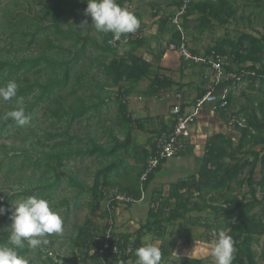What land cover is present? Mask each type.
<instances>
[{
	"label": "trees",
	"instance_id": "obj_1",
	"mask_svg": "<svg viewBox=\"0 0 264 264\" xmlns=\"http://www.w3.org/2000/svg\"><path fill=\"white\" fill-rule=\"evenodd\" d=\"M19 1L14 0L13 2L12 0L17 6H19ZM33 1H37L41 7L40 13L34 17H27L21 13L16 17L14 24L10 23L14 15L9 13V25L2 35L10 32L8 37L10 41L0 40V43H5V47L0 49V53L5 52L0 57V85L6 84L9 80H14L17 83V97L7 103L17 102L19 97H23L22 106L30 115L29 128H32L25 138L14 132L18 130V133H23L25 127L6 118V113L20 105H2L0 100V137L5 134L8 139L15 138L17 141L29 145L24 148H9V152L14 153L11 156L4 154V157L11 162L7 168V178L10 179V176H14L16 172L23 173V167L32 172L31 175L20 176L17 181L12 182L13 187L21 186L24 191L9 197L4 202L5 206L10 208L11 203L19 196L49 199L62 180L72 188L79 190L76 195V198H79L83 186L75 175L67 177L66 162L76 156L104 158L108 161L107 164L96 171L93 185L87 189L92 198L90 217L77 228L76 236L71 240V249L82 255L81 264H85L87 261L103 264L97 255L90 256L89 252L95 250L97 253L101 242L105 240L107 230L111 232L112 241H116L120 247L119 255L107 254L109 263L135 264L134 251L145 244L143 239L146 235L164 241L167 226L179 221L185 223L187 239L190 243L193 228L204 229L206 242H210L214 231L224 230L234 241L232 264H259L254 247L264 237V100L256 98L251 100L250 97L248 98L249 103L245 107L239 111H233L234 95L230 94L228 107L221 108L218 105L217 112L227 128L238 134L237 140L231 135L224 134H215L209 137L205 142L204 155L198 158V169L195 173L187 179L172 183L167 196L163 194V191H155V197H152L151 200L156 206L150 207L147 221L141 225L137 232L116 234L114 231L115 210L121 204L115 201L111 202L105 210H102V204L111 199L109 188L113 183L110 181V177L120 171L124 163L111 158L134 153L136 161L141 164V168L137 171V184L130 188L120 187L118 191L139 199L167 162H161L158 168L148 176L147 181L141 184V176L146 170V162L153 153L150 149L155 148L154 140L159 134L170 131L174 124L173 118L170 116L169 119L172 118V120L169 128L151 130L150 126L154 122L153 117L135 119L129 109L130 98L134 96L135 90L144 80L150 81L144 91L150 97L159 96L176 84L169 77L153 75L151 65L135 54L136 50L142 46V38H129L127 43L120 42L118 45L112 46L110 44L112 33H101L102 43H98L76 30L64 32L61 25L68 16L66 0ZM176 1L180 7L181 0ZM125 2L126 0L117 1L122 8ZM256 2V6H258L262 0H256ZM28 12L32 13L30 8ZM84 13L85 11L82 12V16L86 17ZM195 14L200 15L194 19V23L198 25L197 29L201 35L205 31L212 32L216 28L224 29L223 36L215 40V45L209 47L203 56L208 57L214 52L226 57L229 62L225 72L230 73L232 79L224 80L216 89V93L227 86L238 87L242 83H247L252 90L258 82L264 84V29L259 31L252 26L251 29L248 28L249 30L237 29L232 32L229 26L235 24L238 16V6L234 0L193 2L184 17L183 28L186 32L193 23L188 18ZM252 15L256 14L253 12ZM35 20H38L42 25L45 20L49 25L33 26ZM48 31L59 36L57 38L59 40L64 38V40L72 41L73 45L78 48L71 53L61 45L54 46L52 42L46 40L48 45L40 44V55L17 58L22 49L31 50L32 46L37 45V37ZM171 36L170 43L179 45L181 34L175 30ZM21 42L24 43V47L18 45ZM13 44L17 45L16 49L12 47ZM122 45H125V49L121 54L120 47ZM88 47L97 51V55L91 61L103 73L106 79L104 82L94 81V76L76 71L79 62L86 59L85 52ZM165 49L167 50L166 47ZM13 50L15 56L11 57ZM65 52L72 55V58L64 60L56 58L57 54L61 57ZM193 54L197 56L196 53L193 52ZM184 63L193 64L187 61ZM235 68L237 69L234 70ZM42 75L46 76L43 81L39 79ZM89 85H93L97 92L94 95L90 94V100L86 102L83 96H77L76 93L78 91L84 93ZM205 93L206 91L200 97ZM111 103L116 106L115 123L125 135L124 140L121 141L117 136L115 137L112 130L110 132L112 140L110 147L100 145L90 138V145L86 148H73L72 142L75 137L70 136L71 127L81 123L85 118L91 122ZM161 103L164 104V102ZM168 104L170 105L166 112L171 111L172 107L180 105L175 99L169 101ZM180 106L183 112H189L192 108V105L188 109L185 105ZM42 107H45L46 117L52 120L50 126L54 130L49 133L45 132L42 137H39L37 132L39 129L36 127V111ZM230 111L236 117L233 123L229 117ZM3 115L5 116L3 117ZM57 126H60V129ZM134 131L146 132L150 136L144 145H138L135 150H132V146L137 145L134 144ZM29 139L30 142L27 143ZM56 139L59 141L49 145V142ZM79 142L82 141L79 139ZM190 146L191 144L188 145L187 151L179 156L192 153L193 147ZM19 160H22L23 164L17 165ZM34 174H38V179H34ZM138 183L141 186H138ZM244 186L248 187V192L241 193ZM121 206L130 207L132 204ZM256 210H259V213ZM9 214L4 215V220L9 218ZM202 214H205L206 217L201 216ZM98 216L111 220L112 226L106 224L101 229L95 221L99 218ZM7 237V234L0 237V244L7 243ZM50 245L51 243L44 248L35 249L40 262L44 251L51 250V247H48ZM32 250L25 247L18 251L19 255L24 257ZM160 250L162 252L161 262L166 264H207L203 259L191 257L176 261L172 258L171 249L165 245H162ZM41 263L56 264L49 257Z\"/></svg>",
	"mask_w": 264,
	"mask_h": 264
},
{
	"label": "rangeland",
	"instance_id": "obj_2",
	"mask_svg": "<svg viewBox=\"0 0 264 264\" xmlns=\"http://www.w3.org/2000/svg\"><path fill=\"white\" fill-rule=\"evenodd\" d=\"M14 2V0H13ZM12 0H0V40L5 41L9 40L10 32L2 35V32L6 30L9 25V13L14 15V18L10 20L11 24H14L15 19L18 15H24L27 17H34L40 13V6L37 4V1L33 0H20L19 6L14 5ZM17 2V1H16ZM127 5V4H126ZM238 6V16L248 17L249 14L254 12L256 15L254 16L255 27L258 30L264 29V0L258 6L256 0H237ZM248 6V7H246ZM87 7V3L85 0H66V9L68 11V16L66 17V21L62 23L61 27L64 32L76 30L81 33L83 36L88 37L91 40H94L98 43H102L101 32H97L94 26H91V18L83 17L82 12L85 11ZM29 8L32 13L29 14ZM8 12V14H6ZM130 12L136 13V9L133 7L130 9ZM87 20V24L83 25L82 22ZM38 20L33 22V26H41ZM49 25L47 21L43 20V26ZM232 32L237 29H244L243 24L238 22V24H232L229 26ZM224 34V29H217L215 32V36H221ZM236 34V33H234ZM214 36V34L212 35ZM216 37V39L218 38ZM59 36H56L52 31H48L44 34H41L37 37V45L32 46L31 50L25 51L22 49L17 58H22L23 56H37L41 54L40 44L48 45L47 41L52 42V45H61L64 49L70 50L71 53L75 52L78 47L73 45L72 41H67L62 38V40L57 39ZM210 40V37H209ZM10 41V40H9ZM21 47H24V43L21 42ZM5 47V43H0V49ZM8 47V46H7ZM14 49L17 48V45H12ZM124 46L120 47V52L123 53ZM5 52L0 53V57L4 55ZM59 53V52H58ZM178 53V52H175ZM179 54V53H178ZM97 55V51L92 47H88L85 52L86 59L79 62L76 67V71L87 74L89 76H94V81L104 82L106 79L103 76V73L94 66L91 61L93 57ZM180 55V54H179ZM15 56V51L13 50L11 53V57ZM181 57V56H180ZM59 60L62 59H71L72 55H68L67 52L63 53V56H56ZM167 75V74H166ZM46 76L42 75L39 77L41 81L44 80ZM21 79V78H20ZM32 79V78H31ZM247 83H244L238 88L237 96V109L240 104L246 105L249 102L246 101V97H243L241 93H245L246 96H250L251 100L256 98L257 100H264V84L258 82L254 85V89L250 88ZM71 88V86H70ZM146 84H140L138 88L134 92L135 99L139 95H145L144 91L146 90ZM97 92L96 88L93 85H89L86 87L84 93L78 91L76 93L77 96H83L84 100L88 102L90 99V94L94 95ZM147 95V94H146ZM146 97V96H144ZM165 97V96H164ZM73 97L71 98V100ZM166 99V97H165ZM159 100V99H156ZM24 102H22L23 104ZM138 103V102H136ZM257 103V102H255ZM1 104L7 105H15L17 102L7 103L1 100ZM133 106V104H132ZM46 107V106H45ZM45 107L40 108L36 111V127L38 136L42 137L45 132H53V128L50 126V122L52 121L49 117L45 115ZM5 115H3L4 117ZM116 121V106L114 104L107 105L102 112L98 113L95 118L91 120L82 121L79 124H76L70 129V136L75 137L73 143L74 147L86 148L90 145V138L94 139L98 143H102L104 145L109 144V137L107 132H111L113 130V134L118 136L120 139L124 140L125 135L121 132L119 127L115 123ZM153 124V123H152ZM29 124L25 125L23 133L16 132L20 137L25 138L32 128H29ZM223 127V125H222ZM15 128V127H14ZM60 129V126H57ZM226 128V127H225ZM231 131L230 135L237 140L238 134L232 131L230 128H227ZM227 129L224 131L227 133ZM22 131V130H19ZM134 144L132 146V150H135L138 145H144L149 135L134 131ZM33 139V137H31ZM79 139L82 142H79ZM58 139L49 142V145L54 144ZM30 142V139L27 143ZM24 146L28 147L22 141H17L15 138H6L4 134L3 137H0V205L4 206L6 209L4 202L13 195L20 194L24 190L21 186L13 187L12 182L17 178L23 175H31L32 172L23 167V173L20 171L15 173L14 176H10V179L7 178V168L11 165L10 160L4 157V154L9 156L14 153L9 152V148H24ZM25 147V148H26ZM46 151L48 150L45 149ZM204 152L198 150L196 153H187L184 156H177L170 160H168L162 167L161 172L157 175L156 179L150 184L147 191L145 193V199L138 204H132L130 207L118 206L115 210V233L116 234H133L138 231V229L143 225L148 218V212L151 206H153L154 202H152V197H155V193L157 191H163L165 196L168 195V190L172 183H175L181 179H187L195 171L198 169V158L202 157ZM118 162L122 161L124 166L120 171L115 172L111 177L110 181L113 185L109 188V192L115 193L120 187L130 188L137 184V171L141 168V164L138 163L134 157V153L131 152L129 155H121L117 158H111ZM112 161V160H111ZM107 160L104 158H95V157H80L76 156L72 158L70 161L66 162L67 169L65 173L68 176L76 175L77 179L83 186V191L79 198H76V195L79 193L76 189L72 188L65 181H61L59 187H57L52 193L49 199H46L50 207L54 212H56L63 220V231L61 234H53L48 237L51 250L54 251L60 257V261L57 264H81L80 258L82 257L81 253L78 251H73L71 249V240L75 238L77 228L82 226L87 218L90 217L89 210L91 207V196L88 193L87 189L92 187L93 178L96 171L102 166L107 164ZM23 164L22 160L17 162V165ZM25 166H27L25 164ZM17 176V177H16ZM35 178L38 179V174H34ZM51 181V179L49 178ZM54 180L52 179V182ZM138 186L139 185L138 183ZM156 191V192H155ZM248 192V187L244 186L241 193ZM126 194V193H124ZM22 196H19V198ZM261 198V195H259ZM17 200V199H16ZM156 206V205H155ZM107 208V202L102 204V210ZM259 213V210H256ZM194 215V214H193ZM204 215V216H203ZM100 216V213H99ZM98 216V217H99ZM201 216L206 217L205 214ZM210 217V215H209ZM96 224L102 229L107 224V219L97 218L95 219ZM11 221L9 218L4 220V215L0 216V237L7 234V232L3 231ZM191 243L187 239V230L186 225L183 221H179L177 223H172L167 226L166 236L164 241L158 240L157 238L146 235L143 241L145 243H155L159 248L162 245L169 247L172 251V258L176 261H180L182 258L191 257V258H200L203 259L207 264H212V258L210 256V242L215 238L214 236L210 240V242H206V234L203 228H193L191 232ZM44 248V246H42ZM49 251V250H48ZM254 251L259 264H264V237L259 240V242L255 245ZM36 251L32 250L29 254L24 256L27 260L28 264H43L41 262L45 261L48 258L47 252L44 251L43 258L40 259L36 256ZM85 264H94L92 261H87ZM112 264V263H109ZM161 264H166L161 262Z\"/></svg>",
	"mask_w": 264,
	"mask_h": 264
},
{
	"label": "crops",
	"instance_id": "obj_3",
	"mask_svg": "<svg viewBox=\"0 0 264 264\" xmlns=\"http://www.w3.org/2000/svg\"><path fill=\"white\" fill-rule=\"evenodd\" d=\"M205 1L208 0H196V3H202ZM234 1L237 4V0ZM125 3L134 5L136 9V16L140 21V26L142 27L141 38L143 39V43L142 46L136 50L135 54L142 57L147 63L151 65V71L153 75L169 77L173 79L176 84L169 91L162 92L159 96L150 97L145 94L142 96L139 95L136 99V96H132L130 98L131 102L129 103V109L130 111H132V115L135 119H145L152 116L154 122L150 126L151 130L156 128L158 130L166 127L169 128L168 126L169 124H171V120L173 118L170 111L166 112L170 105L168 104L169 101L175 99L179 102L180 105H185L187 109L191 107V104L197 98H199L204 91L207 92L211 88H213L211 71L209 68L202 65H187L184 63L183 59L178 53L165 49V47L171 42L172 33L176 30L175 26L170 23V17L174 15L176 9L179 6L176 0H126ZM198 16L200 15L195 14L188 18L190 21H193V23L186 34L188 37V44L191 53L193 54L194 52L197 54V57H203L206 50L212 45H215V40L223 35L219 37L215 36V32L218 28H216L212 32L205 31V33L201 35L200 31L197 29L198 25H195L194 23V19H196ZM238 22H241L244 27V29L239 28L240 30H249L248 28L251 29L252 26L255 27L254 15H252V12L248 17L237 16L235 25L238 24ZM213 34L214 36H212ZM216 37L218 38L216 39ZM123 46L125 49V45ZM236 69L237 68H235L234 70ZM141 84H146L148 87L150 81L144 80ZM243 84L244 83L240 84L238 87H236V89L233 90V111H239L242 109V107H245V105L240 104L238 110H236V105L238 102L237 93H239L237 90ZM216 92L217 90H215V93ZM220 93L221 90L218 94ZM177 94L181 95L180 99L174 98V95ZM241 95L247 98L245 101L247 103L250 96L247 97L245 93H241ZM164 96L166 97V99ZM147 102H151L152 104L149 105ZM161 102H164V104L162 105ZM170 116L172 117L171 119H169ZM224 129H227V126L220 118L217 109H215L212 105H207L206 107H204L200 116L198 117V122L194 127L190 146L193 147L192 153H196L198 152V150H202L204 152L206 140L215 134L230 135L231 131L227 129L226 133ZM107 133L109 137V144H99L104 145L105 147H110L112 140L110 132ZM145 134L149 135L146 132ZM114 136L116 137V135ZM120 140L122 141V139ZM75 177L77 178L76 175ZM109 201L107 202V204L109 203Z\"/></svg>",
	"mask_w": 264,
	"mask_h": 264
},
{
	"label": "clouds",
	"instance_id": "obj_4",
	"mask_svg": "<svg viewBox=\"0 0 264 264\" xmlns=\"http://www.w3.org/2000/svg\"><path fill=\"white\" fill-rule=\"evenodd\" d=\"M85 16L91 18V26L97 32L112 33L115 40L121 35L133 33L140 27V21L134 13L122 8L117 0H86ZM87 24V20L82 22ZM142 31V30H141ZM18 85L14 80L0 85V100L5 102L17 97ZM23 97L17 99V108L8 111L6 118H10L19 126L30 123V115L22 106ZM9 214L11 223L3 231L8 233L7 243L0 244V264H28L27 260L19 255V251L42 248L49 244L48 237L61 234L63 231L62 218L52 210L46 199L35 196L20 197L11 203L10 208L0 205V216ZM215 237L210 242V256L212 264H232L234 241L224 230L214 231ZM53 253L50 257L56 264L60 257ZM90 253V252H89ZM90 255V254H89ZM135 264H161L162 252L155 243H145L135 249ZM91 256V255H90ZM80 260V259H79Z\"/></svg>",
	"mask_w": 264,
	"mask_h": 264
},
{
	"label": "built area",
	"instance_id": "obj_5",
	"mask_svg": "<svg viewBox=\"0 0 264 264\" xmlns=\"http://www.w3.org/2000/svg\"><path fill=\"white\" fill-rule=\"evenodd\" d=\"M118 1V0H117ZM196 0H181V5L178 7L172 17H170V23L175 26V29L181 34V39L179 45L174 43H169L166 48L169 51L178 52L184 61L204 65L211 71L213 88L207 91L204 95L197 98L191 105V111L183 112L180 105H176L171 108V115L173 117V127L170 131L163 132L159 134L154 140V149H150L151 155L146 162V170L141 176V184L147 181L148 176L153 173L161 162L168 161L174 157L179 156L188 149V145L191 144L193 137L194 127L198 122V117L200 116L202 110L207 105H212L215 109L220 105L221 108H227L229 105L228 96L233 94V90L236 87L227 86L222 89L221 93H215L216 88L220 87L224 80L232 79V75L225 72V68L229 65L226 57L212 52L208 57H197L194 56L189 49V41L186 31L183 28L184 17L187 13L189 6ZM125 6L127 10L133 7L130 3H126ZM142 27L140 26L133 33L121 35L119 40H115L112 36L110 44L112 46L118 45V43H127L130 39H140L142 37ZM130 38V39H129ZM216 87V88H215ZM214 89V91H213ZM174 98L180 99L181 95H174ZM229 117L232 119V123L235 121L236 117L233 116L232 111L229 112ZM244 122V120H242ZM140 184V185H141ZM145 199V193L143 192L139 199H135L127 194L121 193L118 190L111 194V202H117L121 205L123 204H138ZM155 205L153 204L152 207ZM107 224L112 226V221L107 220ZM105 240L101 242V245L96 253L95 250L90 251V255H97L100 262L103 264H109L110 260L107 258V254L119 255L120 247L115 241H112L110 230L105 233ZM50 257H53L52 252H47Z\"/></svg>",
	"mask_w": 264,
	"mask_h": 264
}]
</instances>
